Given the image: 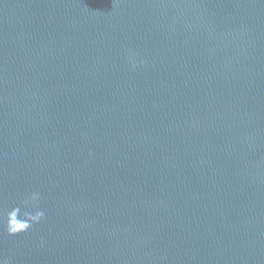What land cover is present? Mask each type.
Returning a JSON list of instances; mask_svg holds the SVG:
<instances>
[{
	"label": "water",
	"instance_id": "95a60500",
	"mask_svg": "<svg viewBox=\"0 0 264 264\" xmlns=\"http://www.w3.org/2000/svg\"><path fill=\"white\" fill-rule=\"evenodd\" d=\"M32 191L13 264H264V0H0V203Z\"/></svg>",
	"mask_w": 264,
	"mask_h": 264
},
{
	"label": "clouds",
	"instance_id": "9594fccd",
	"mask_svg": "<svg viewBox=\"0 0 264 264\" xmlns=\"http://www.w3.org/2000/svg\"><path fill=\"white\" fill-rule=\"evenodd\" d=\"M141 63H143L141 61ZM137 65L132 64L135 68ZM41 193L32 191L14 200L11 205L0 203V231L10 237L27 234L46 219V212L42 207ZM45 243L41 237V246ZM0 264H13L10 257L0 255Z\"/></svg>",
	"mask_w": 264,
	"mask_h": 264
}]
</instances>
